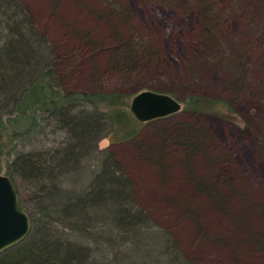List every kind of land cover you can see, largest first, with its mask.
Returning a JSON list of instances; mask_svg holds the SVG:
<instances>
[{
    "label": "trees",
    "instance_id": "trees-1",
    "mask_svg": "<svg viewBox=\"0 0 264 264\" xmlns=\"http://www.w3.org/2000/svg\"><path fill=\"white\" fill-rule=\"evenodd\" d=\"M76 1L109 29V35L94 39L92 32L82 34L72 25L66 28L92 52L106 54L107 72L130 78L148 71L159 59L157 47L137 40L132 30L124 35L119 31L132 20L126 3L95 0L104 5L96 8L86 0ZM236 11L233 5L227 13ZM199 16L203 30L197 43L202 51L197 53L205 56L219 48L223 16L205 0ZM231 43L235 51L232 70L239 77L244 49L238 42ZM56 62L51 38L22 1L0 0V174L12 180L30 222L28 235L0 253V264H140V256L143 264H197L181 253L169 231L153 223L148 211L139 205L133 179L123 162L100 150L98 142L109 138L112 144H129L133 162L158 170L157 184L173 180L181 184L183 190L168 203L174 205L178 216L204 228L206 217L228 215L231 195L241 196L215 169L225 159L211 153L210 133L193 119L212 116L235 123L232 105L219 98L188 95L179 102L178 113L141 123L129 105L142 90L133 94L67 91L62 88ZM239 84L235 81L230 86ZM155 92L176 100L175 94ZM183 114L188 120L183 124H166L184 119ZM162 122L166 125L152 127L143 137L145 126ZM176 150L182 153L178 159L171 156ZM169 161L177 162L171 165ZM88 163L91 170L83 168ZM83 170L88 171L84 183H76L77 191L61 188ZM176 170L179 175L174 176ZM227 186L233 194L227 193ZM242 215L236 220L248 222ZM147 241L155 243L154 256L153 250L146 251ZM238 245L247 246L249 253L264 251L260 237L243 238ZM129 247L131 257L122 253ZM105 253L107 259L114 257L113 262H104ZM233 263L241 264L237 255H233Z\"/></svg>",
    "mask_w": 264,
    "mask_h": 264
},
{
    "label": "rangeland",
    "instance_id": "rangeland-1",
    "mask_svg": "<svg viewBox=\"0 0 264 264\" xmlns=\"http://www.w3.org/2000/svg\"><path fill=\"white\" fill-rule=\"evenodd\" d=\"M21 1L39 28L51 38L56 50V71L62 88L67 91H121L130 94L141 90L167 91L175 94L180 103L188 95H200L223 99L232 105L236 113L235 123L212 116L193 119L210 133L211 153L225 159L224 164L215 169L234 190L238 189L241 196V199L236 197L227 186V193L233 194L227 208L228 215L224 218L206 217L204 228L178 216L174 205L168 203L169 198L178 196L183 190L181 184L175 180L162 186L157 184L158 170L133 162L129 144H112L109 138H104L98 142V148L114 154L123 162L133 179L139 205L148 211L154 224L169 231L181 253L189 260L197 264H234L233 255H237L241 264H264V251L249 253L247 246L238 245L243 238L260 237L264 241V0H205L223 16L218 28L222 33L220 41L217 39L219 48L205 56L197 53L202 51L197 42L203 30L199 9L204 0H176L174 3L166 0H119L128 5L132 14L129 27H121L119 31L124 35L132 30L137 40L161 51L154 67L130 78L107 72L106 54L92 52L70 32L71 28H66V25H72L82 34L92 32L94 39H104L109 35V29L78 7L76 0ZM86 1L96 8L104 7L97 5L95 0ZM233 5L237 11L229 15L227 11ZM232 41L244 49L241 58L243 69L239 77H235L232 70L235 59ZM216 53L219 56L215 57ZM235 81L240 84L231 87V82ZM186 117L166 124H183L188 121ZM164 124L145 126L143 137L150 134L152 127ZM181 155V151L171 152L176 159ZM176 162L169 161V164ZM85 167H90V163ZM88 170L70 178L69 184H62L61 188L77 191ZM175 174L179 175V172L176 170ZM238 215L249 218L248 222L239 223L236 220ZM147 242L146 251H156L154 241ZM132 251L129 247L122 253L131 257ZM111 257L107 259L106 255L104 262H113L114 257ZM141 258H138L140 264L143 262Z\"/></svg>",
    "mask_w": 264,
    "mask_h": 264
},
{
    "label": "water",
    "instance_id": "water-1",
    "mask_svg": "<svg viewBox=\"0 0 264 264\" xmlns=\"http://www.w3.org/2000/svg\"><path fill=\"white\" fill-rule=\"evenodd\" d=\"M133 117L146 123L178 113L181 104L167 94L143 91L129 105ZM30 222L20 207L12 180L0 174V253L23 240L29 233Z\"/></svg>",
    "mask_w": 264,
    "mask_h": 264
}]
</instances>
